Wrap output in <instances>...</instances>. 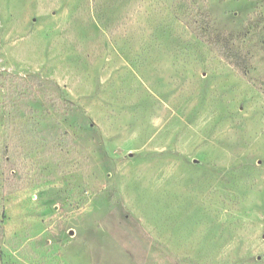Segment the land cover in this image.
I'll use <instances>...</instances> for the list:
<instances>
[{
  "label": "rangeland",
  "instance_id": "rangeland-1",
  "mask_svg": "<svg viewBox=\"0 0 264 264\" xmlns=\"http://www.w3.org/2000/svg\"><path fill=\"white\" fill-rule=\"evenodd\" d=\"M0 264H264V0H0Z\"/></svg>",
  "mask_w": 264,
  "mask_h": 264
},
{
  "label": "trees",
  "instance_id": "trees-1",
  "mask_svg": "<svg viewBox=\"0 0 264 264\" xmlns=\"http://www.w3.org/2000/svg\"><path fill=\"white\" fill-rule=\"evenodd\" d=\"M241 72H243V71H241Z\"/></svg>",
  "mask_w": 264,
  "mask_h": 264
}]
</instances>
